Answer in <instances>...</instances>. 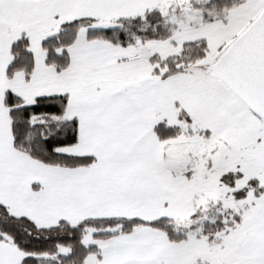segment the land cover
I'll use <instances>...</instances> for the list:
<instances>
[{
	"label": "snow or ice",
	"instance_id": "6c2138e0",
	"mask_svg": "<svg viewBox=\"0 0 264 264\" xmlns=\"http://www.w3.org/2000/svg\"><path fill=\"white\" fill-rule=\"evenodd\" d=\"M0 264H264V0H0Z\"/></svg>",
	"mask_w": 264,
	"mask_h": 264
}]
</instances>
